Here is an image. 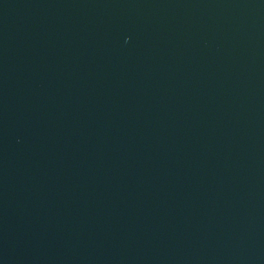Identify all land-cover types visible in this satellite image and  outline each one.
<instances>
[{"label":"water","instance_id":"obj_1","mask_svg":"<svg viewBox=\"0 0 264 264\" xmlns=\"http://www.w3.org/2000/svg\"><path fill=\"white\" fill-rule=\"evenodd\" d=\"M0 264H264V0H0Z\"/></svg>","mask_w":264,"mask_h":264}]
</instances>
